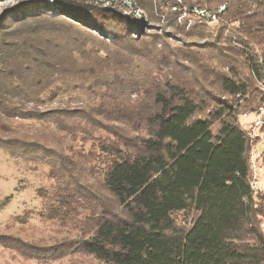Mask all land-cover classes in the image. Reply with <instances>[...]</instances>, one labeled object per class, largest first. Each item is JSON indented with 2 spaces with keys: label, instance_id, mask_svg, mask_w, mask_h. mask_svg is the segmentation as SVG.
<instances>
[{
  "label": "trees",
  "instance_id": "obj_1",
  "mask_svg": "<svg viewBox=\"0 0 264 264\" xmlns=\"http://www.w3.org/2000/svg\"><path fill=\"white\" fill-rule=\"evenodd\" d=\"M109 3L0 12V145L49 168L38 215L77 232L47 246L0 235L1 247L41 263L264 264V188L239 121L264 104V0ZM206 33V57L187 49ZM98 132L97 156L66 145Z\"/></svg>",
  "mask_w": 264,
  "mask_h": 264
},
{
  "label": "rangeland",
  "instance_id": "obj_2",
  "mask_svg": "<svg viewBox=\"0 0 264 264\" xmlns=\"http://www.w3.org/2000/svg\"><path fill=\"white\" fill-rule=\"evenodd\" d=\"M20 1L23 0H0V12ZM42 1L50 6L54 4V0ZM130 1L131 0H122L127 6H130ZM98 2L104 3V7L110 5L106 0H98ZM202 13L212 20L211 23L209 22V24H207L209 27L211 26L210 31H213L215 29L214 27H216L215 18L210 16L207 12ZM136 15L140 16L141 13L139 12ZM228 31L229 29L225 30L223 35L224 38L230 39L231 32ZM150 32L158 35L165 33L160 32L158 29H154ZM176 38V40L170 41L171 44L181 47L178 37ZM213 39L214 36L211 34H199L197 38H190L188 40L189 47L187 49L193 48L199 50L198 55L206 57L208 53L204 51L202 47L206 42L212 43ZM222 50L226 52L225 45H223ZM211 63L212 60L202 61L201 66H211L210 68L215 72H219V66L217 64L211 65ZM209 80H212V78ZM204 84L207 86L208 82L205 81ZM134 92L135 90H132V95L130 94L131 98L135 97ZM65 102L64 100L57 104L63 105ZM69 104L80 105V103ZM53 106H56V104ZM239 121L243 129L246 130L251 143L249 160L252 184L256 190H260L264 188V162L260 153H264V104L260 105L257 110L252 113L242 114L239 117ZM28 124L29 123H24V127ZM99 137H107V135L102 132L94 133V135H92V141L87 143L81 141L80 136L77 135L73 143L68 142L66 145H73V152L77 156L79 154L88 155L91 151H94V155L97 156L99 150H95L97 143L94 142L98 141ZM85 160L88 161L87 164L91 167L93 165L98 167L101 166V164L96 162V158L92 156H86ZM74 161L75 162H70V164L81 172H84V169L80 168L78 165L86 168V164L80 162L78 159H74ZM54 185L55 181L51 178L47 166H38L34 168L22 162H17L12 159L0 145V202L7 200L6 205L0 207V235L16 236L29 243H38V246L52 245L58 240L76 235L77 232L75 229L61 226L59 222L53 220L42 219L38 215V212L42 211L43 208V199L38 196V190L44 193H50L54 189ZM69 260L68 257L61 261H48V263L24 260L14 252L0 245V264H67ZM81 260L85 261V258H81Z\"/></svg>",
  "mask_w": 264,
  "mask_h": 264
},
{
  "label": "built area",
  "instance_id": "obj_3",
  "mask_svg": "<svg viewBox=\"0 0 264 264\" xmlns=\"http://www.w3.org/2000/svg\"><path fill=\"white\" fill-rule=\"evenodd\" d=\"M199 13H200V15H203L202 12H199ZM213 18H214V17H213Z\"/></svg>",
  "mask_w": 264,
  "mask_h": 264
}]
</instances>
